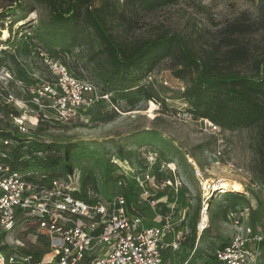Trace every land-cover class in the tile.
<instances>
[{
	"label": "rangeland",
	"instance_id": "obj_1",
	"mask_svg": "<svg viewBox=\"0 0 264 264\" xmlns=\"http://www.w3.org/2000/svg\"><path fill=\"white\" fill-rule=\"evenodd\" d=\"M113 1L121 20L115 32L129 40L179 32L192 41L200 55L210 52L224 64L229 49L226 28L242 21L252 30L232 37L248 48L250 57L236 69L251 73L254 58L264 51V0H178L153 10L127 0ZM102 2L95 0L96 5ZM100 47L84 18L77 23L59 22L37 1L13 4L0 0V142L11 140L2 131L26 138V145L35 152L24 147L22 154L37 177L43 171L41 156L52 153L57 155L56 163L45 164V175L74 172L77 178L86 176V182L101 197L123 194L133 197L139 207L152 195L160 201L158 211L172 213L178 229L184 231L183 247L197 248L194 257H210L228 242L236 231L235 219L240 218L263 236L253 246L257 248V264H264L259 128L222 127L219 133H212L199 116L185 109L177 115L186 102L180 87L192 85L197 73L183 68L176 55L162 57L139 82L165 101L162 106L131 90L133 80L116 79L108 86L114 89L115 101L112 99L120 110L99 102L70 120H62L48 106L50 101L40 99L42 107L36 104L31 87L54 82L39 48L45 51V59H59L81 77L94 81L96 77L104 84L110 78V68ZM165 80L169 85L163 83ZM128 85L130 88H125ZM20 120L25 121V130L18 127ZM197 168L204 177L235 180L243 190H212L205 195ZM145 172L155 179L140 187L137 176ZM168 180L177 186L164 188L161 183ZM205 207H209V221L201 231ZM0 248L6 253L32 254L35 259L45 257L48 251L46 236L33 220L23 217L17 219L12 231L0 229Z\"/></svg>",
	"mask_w": 264,
	"mask_h": 264
},
{
	"label": "built area",
	"instance_id": "obj_2",
	"mask_svg": "<svg viewBox=\"0 0 264 264\" xmlns=\"http://www.w3.org/2000/svg\"><path fill=\"white\" fill-rule=\"evenodd\" d=\"M38 53L54 76V82L31 87L38 106H44L40 99L50 101L48 106L62 120H70L99 102L120 110L112 92L104 91L94 80L80 77L59 59H45V51L40 48ZM149 78L153 81V76ZM163 83L169 85L167 80ZM180 90L185 92L186 88ZM183 106V112L177 115L185 112L188 102ZM200 120L212 133L222 129L207 118ZM18 127L25 130V121L20 120ZM11 145L9 139L0 142V229L9 232L18 218L31 219L46 236L48 251L45 257L35 259L32 254L6 253L0 248V264H169L165 259L168 251L182 253L176 264H257V248L253 245L263 236L240 218L235 219L234 235L210 257H194L196 247L187 249L184 255V231L178 229L172 213L163 215L158 211L157 198L148 195L140 207L129 203L123 194L105 199L91 189L86 176L77 178L74 172L45 183V176H35L29 167L13 168L9 161ZM196 174L200 176L197 169ZM154 179L153 174L142 173L137 176L138 186L144 187ZM161 185L177 186L172 180ZM84 191L86 196H79Z\"/></svg>",
	"mask_w": 264,
	"mask_h": 264
},
{
	"label": "trees",
	"instance_id": "obj_3",
	"mask_svg": "<svg viewBox=\"0 0 264 264\" xmlns=\"http://www.w3.org/2000/svg\"><path fill=\"white\" fill-rule=\"evenodd\" d=\"M11 1L13 4L22 2V0ZM34 1L45 4L56 21L77 23L84 18L91 27L99 39L100 52L105 55L110 68V78L106 80V83L103 84L94 77L98 84H102L104 91L113 92L114 89L108 85H111V81L115 79L133 80L135 84L131 86L134 87L131 90L144 93L147 99L156 101L162 106L165 101L160 100L158 95L145 83L139 82L153 70L162 57L168 54L176 55L183 68L194 69L197 73L194 83L186 87L183 93V98L189 105L185 108L186 111L207 118L224 128L258 126L259 171L264 179V51L254 58L251 73H242L235 66L248 60L250 52L244 44L232 37L236 33L251 31L249 23L235 21L228 25L226 30L229 49L226 52L225 63L221 64L218 58L210 52L200 55L192 41L179 32H164L155 37L135 40L121 37L115 32L116 24L121 20L113 0H103L100 5H96L95 0ZM177 1L127 0V3L141 6L145 10H153ZM132 73L135 77L131 76ZM125 88L130 87L128 85ZM2 132L13 142V145L8 147L9 161L13 168H27L29 164H26L27 160L23 157V148L26 147L28 152H35L29 145H26L27 139L9 131ZM56 157L57 155L52 153L41 156V161H43L41 172L49 180L66 174L49 173L45 175V164L54 166ZM79 196L85 197L86 192L84 191ZM127 200L134 205L136 203L133 197H128Z\"/></svg>",
	"mask_w": 264,
	"mask_h": 264
},
{
	"label": "bare ground",
	"instance_id": "obj_4",
	"mask_svg": "<svg viewBox=\"0 0 264 264\" xmlns=\"http://www.w3.org/2000/svg\"><path fill=\"white\" fill-rule=\"evenodd\" d=\"M197 170L201 176L200 181H201L202 189L205 192V195L209 196L212 190H220L221 192H226L229 190H234V191L243 190V186L235 180H230L226 178L217 180V179H212L209 177H204L203 173L198 168ZM205 208L208 210L209 207H205ZM207 210H204L202 213V222L200 223L201 228H204L206 225V222L209 221Z\"/></svg>",
	"mask_w": 264,
	"mask_h": 264
},
{
	"label": "crops",
	"instance_id": "obj_5",
	"mask_svg": "<svg viewBox=\"0 0 264 264\" xmlns=\"http://www.w3.org/2000/svg\"><path fill=\"white\" fill-rule=\"evenodd\" d=\"M175 221V220H174ZM176 223V222H175ZM177 224V223H176ZM186 249H185V251H184V255L186 254V252L188 251L187 249V247H185ZM174 253V254H173ZM181 255H182V253H179V254H176L175 252H172V251H168L167 253H166V257H165V259H166V261L169 263V264H176L177 262H178V260H180L181 259Z\"/></svg>",
	"mask_w": 264,
	"mask_h": 264
}]
</instances>
